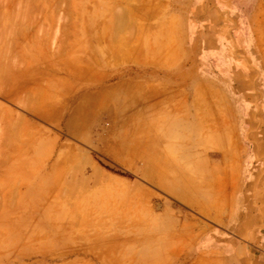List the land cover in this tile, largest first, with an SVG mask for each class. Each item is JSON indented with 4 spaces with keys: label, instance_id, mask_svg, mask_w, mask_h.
Listing matches in <instances>:
<instances>
[{
    "label": "rangeland",
    "instance_id": "374dc122",
    "mask_svg": "<svg viewBox=\"0 0 264 264\" xmlns=\"http://www.w3.org/2000/svg\"><path fill=\"white\" fill-rule=\"evenodd\" d=\"M7 2L13 4L12 34L0 46L13 44L15 68L41 59L45 71H125L142 78L158 71L157 82L165 83L171 71H184L197 84L194 99L217 101V124L167 135V145L230 146L220 168L231 187L217 204V218L227 214L246 142L264 153V0H0ZM248 116L253 141L241 123ZM7 128L18 139H6ZM19 129L16 119L8 123L0 114V264H141L145 253L169 240L143 237L135 247L139 236L95 234L118 227L102 220L116 211L112 202L108 209L103 203L114 190L72 181L88 175L71 170L67 158L59 164L60 150L72 147L60 145L61 130ZM254 175L258 208L264 171ZM142 211L143 225L155 226L145 205ZM142 247L147 251L136 255Z\"/></svg>",
    "mask_w": 264,
    "mask_h": 264
},
{
    "label": "crops",
    "instance_id": "0c3cea01",
    "mask_svg": "<svg viewBox=\"0 0 264 264\" xmlns=\"http://www.w3.org/2000/svg\"><path fill=\"white\" fill-rule=\"evenodd\" d=\"M12 12V2L0 4V43L12 34ZM6 46H0V114L8 123L16 119L21 133L44 127L61 130L60 145L72 147L60 150L59 164L67 158L71 170L88 175L72 181L114 190L113 199L105 196L103 203L106 208L112 202L116 211L102 220L118 227L95 234L139 236L135 247L143 237L168 235L167 242L145 253L146 260L134 259L141 264H200V258L217 264H264V195L258 208L253 196L254 171H264V153L246 142L231 207L217 218V204L228 199L231 187V177L220 168L230 146L215 142L204 151L199 142L167 145V135L217 124V101L194 99L197 84L189 83L184 71H171L166 75L171 81L165 83L157 82L158 71H145L144 78L125 71H45L41 59L15 68L13 44ZM213 87L217 91V84ZM241 123L253 141L248 126L253 118ZM4 135L13 137L8 128ZM96 155L130 177L106 168ZM199 180L206 188L204 196ZM143 205L149 218H156L155 226L143 225L148 222ZM146 251L142 247L135 254Z\"/></svg>",
    "mask_w": 264,
    "mask_h": 264
},
{
    "label": "trees",
    "instance_id": "16d2710c",
    "mask_svg": "<svg viewBox=\"0 0 264 264\" xmlns=\"http://www.w3.org/2000/svg\"><path fill=\"white\" fill-rule=\"evenodd\" d=\"M96 158L98 159V161H99L103 166H105L106 168L110 169L111 171L130 177V174H129L127 171L121 169L120 167H115V166H110V165H108V164L105 163L102 159H100L97 155H96Z\"/></svg>",
    "mask_w": 264,
    "mask_h": 264
},
{
    "label": "bare ground",
    "instance_id": "6f19581e",
    "mask_svg": "<svg viewBox=\"0 0 264 264\" xmlns=\"http://www.w3.org/2000/svg\"><path fill=\"white\" fill-rule=\"evenodd\" d=\"M128 157H129V156H128ZM79 160H81V159H79ZM105 178H106V177H105ZM217 189H218V188H217ZM221 190H222V189H221ZM217 191H218V190H217ZM217 193H218V192H217ZM221 193H222V192H221ZM221 193H220V194H221Z\"/></svg>",
    "mask_w": 264,
    "mask_h": 264
}]
</instances>
